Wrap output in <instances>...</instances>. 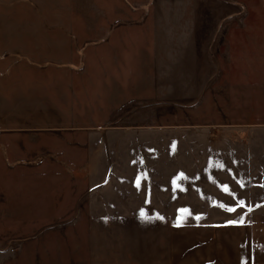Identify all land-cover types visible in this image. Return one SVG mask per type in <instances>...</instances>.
Returning <instances> with one entry per match:
<instances>
[{"label":"rangeland","instance_id":"374dc122","mask_svg":"<svg viewBox=\"0 0 264 264\" xmlns=\"http://www.w3.org/2000/svg\"><path fill=\"white\" fill-rule=\"evenodd\" d=\"M82 14L89 32H141L115 67L136 101L104 123L124 129L88 177L55 163L3 182L0 264H179L173 224L261 217L246 207L264 194V0H86Z\"/></svg>","mask_w":264,"mask_h":264},{"label":"crops","instance_id":"0c3cea01","mask_svg":"<svg viewBox=\"0 0 264 264\" xmlns=\"http://www.w3.org/2000/svg\"><path fill=\"white\" fill-rule=\"evenodd\" d=\"M2 2L0 194L14 170L33 176V168L41 164L51 166L55 175V163H61L67 181H72V169L85 168L88 177L89 163L104 160L105 134L119 136L124 129H107L104 123L136 101L128 92L132 74L115 67L134 63L132 51L142 44L136 36L141 32L129 25L95 26L89 32L82 19L86 0ZM30 17L39 18V24H28ZM191 30L183 27L179 34ZM89 66L103 69L89 73ZM258 199L246 208L259 211L261 217L173 224L171 243L179 247V264H264V194Z\"/></svg>","mask_w":264,"mask_h":264},{"label":"snow or ice","instance_id":"6c2138e0","mask_svg":"<svg viewBox=\"0 0 264 264\" xmlns=\"http://www.w3.org/2000/svg\"><path fill=\"white\" fill-rule=\"evenodd\" d=\"M220 167H223V166H220ZM241 187H243V184H242V183H241ZM224 190H225L226 192L228 191L227 186H225ZM237 203H238V205L241 206V207L244 206V202H243V201H239V200H238ZM221 206L223 207V205H221ZM226 210H227V211H234L235 209H234V208H227ZM141 216H142V217L144 216V213H143V212L141 213ZM197 219H199V217H197ZM177 226H179V225H177Z\"/></svg>","mask_w":264,"mask_h":264},{"label":"trees","instance_id":"16d2710c","mask_svg":"<svg viewBox=\"0 0 264 264\" xmlns=\"http://www.w3.org/2000/svg\"><path fill=\"white\" fill-rule=\"evenodd\" d=\"M126 107H127V106H126ZM123 109H125V108H123ZM123 109H122V110H123Z\"/></svg>","mask_w":264,"mask_h":264}]
</instances>
